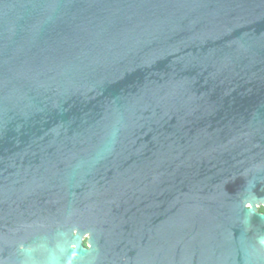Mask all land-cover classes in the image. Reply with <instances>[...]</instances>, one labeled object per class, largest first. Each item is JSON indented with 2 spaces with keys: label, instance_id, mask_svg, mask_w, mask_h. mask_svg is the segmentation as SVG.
Segmentation results:
<instances>
[{
  "label": "water",
  "instance_id": "water-1",
  "mask_svg": "<svg viewBox=\"0 0 264 264\" xmlns=\"http://www.w3.org/2000/svg\"><path fill=\"white\" fill-rule=\"evenodd\" d=\"M260 207L264 0H0V264H264Z\"/></svg>",
  "mask_w": 264,
  "mask_h": 264
},
{
  "label": "trees",
  "instance_id": "trees-1",
  "mask_svg": "<svg viewBox=\"0 0 264 264\" xmlns=\"http://www.w3.org/2000/svg\"><path fill=\"white\" fill-rule=\"evenodd\" d=\"M259 212L264 214V207L259 208ZM86 246V245H85Z\"/></svg>",
  "mask_w": 264,
  "mask_h": 264
}]
</instances>
